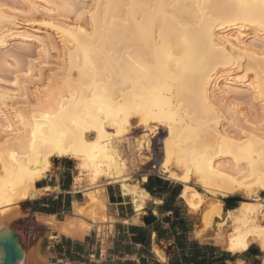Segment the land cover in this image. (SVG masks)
<instances>
[{
  "label": "bare ground",
  "instance_id": "obj_1",
  "mask_svg": "<svg viewBox=\"0 0 264 264\" xmlns=\"http://www.w3.org/2000/svg\"><path fill=\"white\" fill-rule=\"evenodd\" d=\"M6 1L0 63L12 78L1 65L0 232L11 229L12 211L53 158L75 159L79 183L85 176L92 184L120 182L126 194L147 198L131 182L121 146L138 124L145 129L138 150L149 132L166 129L160 166L184 184L181 197L199 214L196 235L231 252L252 243L264 250L259 7L238 12L236 0ZM31 46L36 57L23 66L17 51ZM88 193L66 233L103 217V190ZM232 195L243 199L225 207ZM25 259L24 250L20 264Z\"/></svg>",
  "mask_w": 264,
  "mask_h": 264
},
{
  "label": "crops",
  "instance_id": "obj_2",
  "mask_svg": "<svg viewBox=\"0 0 264 264\" xmlns=\"http://www.w3.org/2000/svg\"><path fill=\"white\" fill-rule=\"evenodd\" d=\"M77 175L75 159L54 158L12 211L10 227L24 238L25 264H264L257 243L231 252L200 239L195 212L181 197L183 183L148 173L139 183L148 194L141 200L126 194L120 182L93 187L86 176L79 183ZM97 188L105 197L104 209L97 211L103 217H87L89 227L77 234L63 231L75 217V204Z\"/></svg>",
  "mask_w": 264,
  "mask_h": 264
},
{
  "label": "rangeland",
  "instance_id": "obj_3",
  "mask_svg": "<svg viewBox=\"0 0 264 264\" xmlns=\"http://www.w3.org/2000/svg\"><path fill=\"white\" fill-rule=\"evenodd\" d=\"M4 1H6V0H4ZM8 1L9 0H7L6 2H8ZM31 48L34 50H32ZM30 50H31V52H29ZM20 51L22 52V54L24 53V55L21 54L22 56H19V59H20V57L22 58L20 60L23 64V66L26 65V63L29 59L36 57L35 56L36 55V53H35L36 49L33 46H31L29 50L28 49L27 50H18L17 52H20ZM8 60H10L12 63H14L13 59H8ZM1 65L3 66V64L0 63V67H1ZM1 70H4L6 72L5 73L3 71L6 79L11 80L12 68L9 66L8 67L3 66L1 68ZM144 132H145V129L141 125L135 124L132 133L128 137L123 138L121 141V146H122V149L125 153V157L127 158V162H128L127 173L130 174L131 182H139L140 183L142 176H144L148 173H154V174L162 175L163 177L167 178V174L162 171V168L160 166L162 159H163V138L166 135L167 131L165 128L162 127L157 132H149V134L146 135L147 137H145V143H144L143 148L141 150H138L136 141L140 138V136L142 134H144ZM143 136H145V135H143ZM53 159H52V162H53ZM75 163L77 165L76 160H75ZM76 173H77V170H76ZM86 179L92 183V181L89 177L86 176ZM96 183L93 184L92 186L98 187L102 184H106V180L100 179L99 183H98V181ZM192 185H194L196 188L203 191V189L198 184H195V182H193ZM32 189H31V191H32ZM101 190H103V189L97 188V190L93 191V192L98 193ZM262 196H264V193L262 194ZM229 197H233V198L231 200L227 201L226 199ZM229 197L223 198V200L225 202V207H228V208L229 207H231V208L236 207L238 205V203L243 199V197H241L240 195H232ZM194 215L196 217V220H198L199 214L194 213ZM10 228L12 230H14L12 227H10ZM21 243H22L24 250H26V246H25V242H24L23 237H22Z\"/></svg>",
  "mask_w": 264,
  "mask_h": 264
},
{
  "label": "water",
  "instance_id": "obj_4",
  "mask_svg": "<svg viewBox=\"0 0 264 264\" xmlns=\"http://www.w3.org/2000/svg\"><path fill=\"white\" fill-rule=\"evenodd\" d=\"M23 258L20 236L11 229L0 232V264H20Z\"/></svg>",
  "mask_w": 264,
  "mask_h": 264
},
{
  "label": "snow or ice",
  "instance_id": "obj_5",
  "mask_svg": "<svg viewBox=\"0 0 264 264\" xmlns=\"http://www.w3.org/2000/svg\"><path fill=\"white\" fill-rule=\"evenodd\" d=\"M234 9L238 12H247L250 9L255 7H259L261 9L262 14H264V0H259V4L251 3L249 0H236V2L232 5Z\"/></svg>",
  "mask_w": 264,
  "mask_h": 264
},
{
  "label": "trees",
  "instance_id": "obj_6",
  "mask_svg": "<svg viewBox=\"0 0 264 264\" xmlns=\"http://www.w3.org/2000/svg\"><path fill=\"white\" fill-rule=\"evenodd\" d=\"M232 198H233V197H229V198H227L226 200L229 201V200H231ZM229 208H231V207H229Z\"/></svg>",
  "mask_w": 264,
  "mask_h": 264
}]
</instances>
